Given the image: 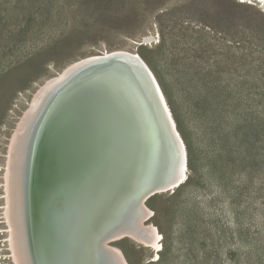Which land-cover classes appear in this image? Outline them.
<instances>
[{"label": "rangeland", "instance_id": "obj_1", "mask_svg": "<svg viewBox=\"0 0 264 264\" xmlns=\"http://www.w3.org/2000/svg\"><path fill=\"white\" fill-rule=\"evenodd\" d=\"M117 50L153 72L190 170L147 198L148 233L115 236L113 250L128 264H264L261 0H0V264L22 263L6 206L18 123L70 64Z\"/></svg>", "mask_w": 264, "mask_h": 264}, {"label": "water", "instance_id": "obj_2", "mask_svg": "<svg viewBox=\"0 0 264 264\" xmlns=\"http://www.w3.org/2000/svg\"><path fill=\"white\" fill-rule=\"evenodd\" d=\"M151 37H146L145 40L149 38V41ZM97 67V71L95 67L90 66L73 76L78 79L82 74L87 73L82 76V78H86L85 82L81 83L82 78L72 84L68 82L67 86H69L64 89L67 90L59 96L63 98L55 101H53L54 98L52 99V106L49 105L48 107L53 112L51 115L48 113L45 118L46 122L44 121L43 125L37 129L39 136L34 149L37 152L35 153L37 154V176L34 175V177H37V181L35 180L37 182V194H34L37 201H35V204L33 203V207L36 206L34 209L37 208V227L40 230L39 232L44 235L46 245L53 247L56 242L55 239H57L60 243H57L53 249L61 251L63 250L62 246L71 245V240L70 242L67 240L68 235H87L86 251L92 261L94 259L92 252L97 253L96 242H99L97 240L98 235L101 242L100 246L102 247L100 248V256H103V258L104 255L106 256L103 260L107 264V255L112 253L104 245L112 236L122 233L129 234V231H131V229L127 228L129 223L132 224L131 222H133L132 225L140 227L147 215L151 214L152 216V213L146 210L145 202L147 197L151 191L166 186L167 182L162 179L168 169V165L165 166V161L169 159V162L172 161L174 168L177 167L175 165L177 164L179 150L176 144L178 138L176 137L177 140L173 138L172 131L173 128L176 130V125L169 109L165 115L162 110L157 109L155 101L153 102V99L150 100L148 97L149 92L151 98L155 100L158 98L160 101L154 92L152 78L138 67L136 62L129 60L119 62L110 60L99 64ZM106 68L109 69L106 71ZM88 76H90L89 79H87ZM101 80L103 82L106 81L107 85L102 83ZM76 86L79 87L76 88ZM82 86H85L86 90L78 92V89ZM58 100L59 102H57ZM161 101L165 104L163 99ZM71 102H80L83 105L89 104L97 107L100 111L98 114L104 118L100 121L99 116L96 118L94 111L91 108L88 109L94 117V119L90 118L94 120L91 127L92 129L98 127V131L96 133L91 132L93 134L90 133L91 145L86 147L87 155L81 157L84 159L75 156V154L78 155L80 152L79 146H81V143L74 136V133L73 136H70L73 139L76 138L74 143L71 141L70 144L66 142L61 147L55 142L57 137L48 138L50 133H56L55 129H52L53 125H58L59 123L57 124V122L61 119L76 120L72 117L70 110L66 115L55 118L64 113L63 110L58 111L59 107L62 108L60 105ZM120 113H122L123 118L120 117ZM167 118H169V121ZM51 122L52 124H50ZM169 124H171L172 129ZM77 125L79 126V124ZM128 125L136 126V129L130 130ZM125 137H131L139 141V147L144 146V149H139L137 145L129 149L126 143L120 144V138L124 141ZM109 140H111L112 144ZM59 147L60 149L56 152V148ZM135 147L139 150L133 152L136 149ZM61 150H63L62 154H64L65 158L61 157ZM72 154L74 162L71 160ZM91 158H93L92 166L89 164ZM59 160L62 161L61 164L57 163ZM139 168H141L137 171L139 175L136 176L134 173L132 177L130 172ZM84 172H87L89 176H85L91 179V181H86L88 187L102 184L101 192L97 193V191L93 190L89 200V191H87V198L84 199L87 204L86 210L89 209V212H98L99 205H97V202L99 200L102 206L103 220L100 228L97 227L99 224H95V227L91 228V230L85 228L88 215V213L84 215L86 210L82 212V210H77V205H71L73 201H76L75 197L81 195L79 189L73 188L71 191L72 188L70 189L69 183L65 179L72 173L79 179L81 177L80 174L82 175ZM61 176H65L64 179ZM28 177H30V173ZM131 178H134L133 181H130ZM141 178L149 180V183H146L149 184L146 188L143 182L139 183ZM62 180L67 181L64 186L60 182ZM70 192L73 195L71 197ZM27 194L30 197L31 193L29 190ZM55 207L57 208L56 210L54 209ZM135 210H138V213L136 212L134 217L131 218L130 216ZM62 216L66 220L65 223H60ZM95 216H98V213ZM48 228L49 232L52 229L54 232L57 231L59 237L54 238L50 234L47 235ZM99 231L100 233H98ZM121 238H124V236ZM38 240L39 238H37V244L41 243ZM50 249H46L48 260L46 263L44 262L45 264L51 263V260H49L51 256L48 253ZM35 257L37 261L36 253Z\"/></svg>", "mask_w": 264, "mask_h": 264}, {"label": "bare ground", "instance_id": "obj_3", "mask_svg": "<svg viewBox=\"0 0 264 264\" xmlns=\"http://www.w3.org/2000/svg\"><path fill=\"white\" fill-rule=\"evenodd\" d=\"M261 1L264 2V0H261ZM142 45H145V43H142ZM110 60H114L117 62L122 61V60H129L132 62H136L138 64V67L143 69L144 72H146L150 76V78H152L154 92L159 97L160 101L158 100V98L156 100L154 98H151V94L149 92H148V97L150 98V100L153 99V102L155 101L154 103L156 104L157 109L162 110L166 115V111L168 110V108H167V105H165L166 104V101H165L166 98H165V95L162 91V88H161L160 84L158 83V81L156 80L151 69L148 67L146 62L141 57V55L135 50H117L114 52L102 53L100 55L91 56V57L85 58L83 60L76 61V62L70 64L63 72H61L54 79L48 81L41 88V90L38 92V94L34 97L31 105L29 106V108L25 114V117L23 118V120H21V122L18 123L19 126L17 128V131H16V133L13 134V136L14 135L15 136L12 137V139L14 138V140L11 141L13 143H12V145L10 144V146H12L10 148L11 154L9 153L10 157L12 156V158L10 160L11 161V167H12V175L11 174L10 175L12 176V178H11V176L7 175V172L5 174L8 176V178H11V180H10V179H6V177H5L6 181L7 180L9 181V182H6V185H8V187L10 188V191H9L10 193L6 190V192L8 194V195L6 194V197H8V199L6 198L7 199L6 201L9 200L10 202L9 201L8 202L11 204L10 205L7 202L8 205H6V206H7V209H11V213L9 212V215L12 217V219L11 218H9V219L13 221V223H11L12 221L10 223L14 224V226L13 225L12 226L15 227V228L12 227L13 228L12 229L10 226V228L12 230L15 229L16 234H17V239L14 238L16 240V243H14V239H12L13 237H15V235L11 236L12 240L9 238L8 239H9V241H12L14 243L13 244L14 247L16 244L17 249L15 248L16 250L14 249V250H12V252L18 251V253L20 254V259L22 260V263L20 262V260L18 261V263H21V264H45L46 261L48 260L46 249L51 248L50 250H48L49 256H51V257H49V260H51V263H49V264H106L105 261L103 260L106 258V256L104 255V258H103V256H100L101 255V249L100 248H102V247L100 246L101 242L99 240L100 238L98 235H97V237H98L97 240L99 242H96L97 247H98L97 253L92 252V254L94 255V259H92V261L90 260L89 256L87 255V251H86V248H87L86 242L88 239L87 235L86 236H84L82 234H80V235L74 234L72 236L68 235L67 240H68V242H70V240H71V245L70 246L69 245L68 246H62L63 250H61V251L53 249L57 245V243L58 244L60 243L59 240H57V239H55L56 242L53 244V247L46 245L45 237L43 234H41L39 232L40 230L37 227V208L34 209L36 206L33 207V203L35 204V201H37V199H35V195H34V194H37V182H35V180L37 181V177H34V175L37 176V154H35L37 152L34 151V149H35L36 144H37V137L39 136V131H37V129L43 125V122L45 121V118L48 115V113H49V115H51V113L53 112V111L51 112V110L48 107L49 105L52 106V104H51L52 99L54 98L53 101H55L56 99L63 98V97H59V96L61 93H63L64 91L67 90V89L64 90L66 87L69 86V85L67 86V83L69 82L70 84H72L74 81L82 78V76H85L87 74V73H85L84 75L82 74V76L78 77V79H77L76 77H73L74 75H76L77 72H80L82 69L89 68L90 66L95 67V69L97 71V68H98L97 66L99 64H101L103 62L105 63V62L110 61ZM108 69L109 68H106V71ZM89 78H90V76H88L87 79H89ZM85 80H86V78L83 77L81 83L85 82ZM105 82L102 81V83L106 84ZM78 87L79 86H76V88H78ZM84 90H86L85 86H82L78 89V92H82ZM152 93H153V91H152ZM162 99L164 100L165 104L163 103V101H161ZM57 102H59V100ZM60 106H62V108L59 107L58 111L63 110L64 113L62 115H58L56 117L54 116L55 118L66 115L68 113V111L70 110L72 113L71 114L72 117H74L76 120L72 121L68 118L61 119L59 122H57V124L59 123L58 125H53L52 129H55L56 133H50V136L48 138L53 139V138L57 137L55 142L58 143V146H60V147L63 146L66 142H69V144L71 142L74 143V140L76 138H78V140L81 143V146H79L80 152L78 153V155L75 153L74 154L76 157L79 156L80 159H84L81 157H84L85 155H87L86 154V151H87L86 147H89L91 145V142H90L91 138L90 137H91V134H93L91 132L96 133L98 131L97 130L98 127L94 128V129H92V127H91L93 125L94 120H91L90 118L94 119V117L92 116L93 114H91L88 109L91 108L92 111H94V113H95V117L97 118V116H99L100 121H102L104 118H102L101 115L98 114V112H100V111L98 110L97 107H94V106L89 105V104L83 105L80 102H73V103L71 102L68 104L66 103L65 105L61 104ZM103 108L105 109V107H103ZM116 109H118V108H116ZM118 112H120V111H118ZM104 115L106 116V114H104ZM120 117L123 118L122 113H120ZM167 120L169 121V118H167ZM50 124H52V122ZM77 124H79V126ZM169 127L172 129L171 124H169ZM128 128L130 130H135L136 126L128 125ZM172 131H173V138L175 140H177V138H178V140L176 141V144L178 146L179 151H178V156H177V158H178L177 164L175 165L177 167L174 168L172 161L169 162V159H167L165 161V166L168 165V169L166 170V173L162 176V179L165 180V182H167L166 186L163 188H158V189L151 191L147 198L154 196V195L163 194V193H166L169 191H173L174 189L180 187L182 184L187 182L189 179V170L190 169H189L186 145L183 141L182 135L177 130H174V128L172 129ZM73 133H74V136L76 137L75 139L70 137L71 135L73 136ZM125 138L126 139L124 141L120 138V140H119L120 144L123 142L126 143V145L129 147V149H130V147L133 148L135 145H137L139 147V145H140L139 141H136L131 137H125ZM109 142L111 143V140H109ZM60 147L56 148L57 149L56 152H58ZM139 149L143 150L144 146H141V148L139 147ZM138 150L136 148L133 152H136ZM62 153H63V150H61V154ZM9 155H8V158H9ZM35 157H36V159H35ZM61 157L65 158L64 154H62ZM91 157H92V155H91ZM71 160L74 162L73 154L71 155ZM143 161H145V160H143ZM7 163H8V161H7ZM57 163L61 164L62 161L59 160V162H57ZM8 164H10V162ZM89 164L92 166L93 158L90 159ZM8 168L10 169V166H8ZM3 169H4V171L6 170L5 167ZM140 169L141 168L134 169L133 172L131 171L130 174L132 173L131 174L132 177H133L134 173L136 174V176L139 175V173L137 171H139ZM10 172H11V170L9 171V173ZM29 173H30V177H28ZM85 175L89 176V174L87 172H84V174H82V175L80 174L81 177H79V179L77 176L73 175V173L70 174L68 177L61 176V178L64 179V177H65V179H67L69 186H70V189L72 188L71 191L73 190V188L79 189L81 195L76 196V197L74 196L76 198V201H73L71 203V205H74V206L77 205V208H78L77 210H82V212L84 210H86V208H87V204H86V202H84V199L87 198V193H88L87 191H89V200L91 199L90 198L92 196L91 192L93 190L97 191V193L102 191V184L100 186L99 185H97V186L91 185L90 187H88L86 185V183H87L86 181H88V180L91 181V179H89L90 177L87 178ZM133 179L134 178H131L130 181H133ZM144 179L145 178H141L139 183L143 182V185H146L145 186V188H146L149 185V184H146V183H149V180H147V179L144 180ZM67 181L62 180L60 182L63 183V186H64V184ZM6 185H5V189L9 190V188H6L7 187ZM28 190L31 193L30 194L31 198L27 194ZM141 192H143V190H141ZM70 193H71L70 197L73 196L72 192H70ZM64 197H65V195H64ZM97 205H99V209L96 206V208L98 209V212H94V211L89 212V209H87L84 212V215H86L88 213L87 219H86L87 221L85 222V228H87L89 230H91V228L95 227V224H99V226L97 225V227L100 228V224L102 223L101 221L103 220L102 219V206L100 204V200H99V202H97ZM8 206L9 207L11 206V207L8 208ZM54 209L56 210L57 208L55 207ZM136 212L138 213V210L133 211L132 215L130 217L133 218L134 214H136ZM97 213H98V216H95V215H97ZM9 215H8V217H10ZM84 215H81V216H84ZM5 218H7V216H5ZM9 219L7 221H9ZM65 221H66L65 218H63V216H62V218L60 219V223H65ZM131 223L133 224V222H131ZM143 223H144V221H143ZM132 224L129 223L127 228L134 230V231H137V232L140 231L142 233H144V231L146 230L148 233V230L146 229L147 227L145 228V224H144V227H142L141 224H140V227H137L136 225L134 226ZM47 231H48V232H46L47 235L50 234V236L54 237V238L59 237L57 231L54 232L52 229L51 232H49V228ZM101 231H103V230H101ZM12 232L14 233V231H12ZM98 233H100V231ZM37 235H38V237H37ZM119 235H121V234H119ZM82 236L84 237L83 239H82ZM115 236H118V235H115ZM115 236H112L104 245V247L106 249L110 250L112 253L111 255H107V264H128L127 260L124 259V257L122 255L118 254L115 250H113L115 248H113L110 245L111 241L117 239ZM159 237H161V236H159ZM37 238H39L38 241H41V243L37 244ZM54 238H52V239H54ZM63 239H65V237H63ZM144 240H145V238H144ZM142 243H146V241H144ZM9 244H11V246H13L12 243H9ZM11 246H10V248H11ZM41 246H43V247H41ZM35 253L37 255V261H36ZM14 254L15 253L13 252V254H12L13 257H14ZM18 257H16L17 260H18ZM34 258H35V260H34ZM17 260H16V263H17Z\"/></svg>", "mask_w": 264, "mask_h": 264}, {"label": "built area", "instance_id": "obj_4", "mask_svg": "<svg viewBox=\"0 0 264 264\" xmlns=\"http://www.w3.org/2000/svg\"><path fill=\"white\" fill-rule=\"evenodd\" d=\"M154 40H156V37L152 36L151 39L149 40V43H152Z\"/></svg>", "mask_w": 264, "mask_h": 264}]
</instances>
